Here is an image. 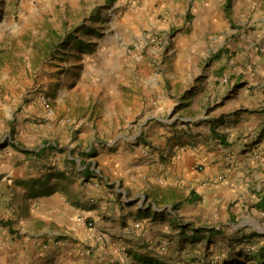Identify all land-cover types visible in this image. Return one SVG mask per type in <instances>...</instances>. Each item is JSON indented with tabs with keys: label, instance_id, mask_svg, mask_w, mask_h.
I'll list each match as a JSON object with an SVG mask.
<instances>
[{
	"label": "crops",
	"instance_id": "crops-1",
	"mask_svg": "<svg viewBox=\"0 0 264 264\" xmlns=\"http://www.w3.org/2000/svg\"><path fill=\"white\" fill-rule=\"evenodd\" d=\"M225 2L58 0L63 10H76L68 24L79 27L72 51L82 75L75 94L83 96L74 104L83 114L67 125L35 99L15 114L18 133L0 147V264L20 254L40 264H184L227 247L235 221L262 212L264 0H232L229 15ZM188 8L203 27L240 26L212 51L201 115L173 124L158 115L143 74L151 68L142 56L150 52L137 42L147 29L170 31L185 22L172 33L170 54L175 66L194 68L199 53L195 31H187L193 22L184 21ZM131 90L150 111L140 122ZM10 109L9 102L0 105L2 119H11ZM96 115L109 126L93 128ZM104 133L113 138L95 137Z\"/></svg>",
	"mask_w": 264,
	"mask_h": 264
},
{
	"label": "rangeland",
	"instance_id": "rangeland-1",
	"mask_svg": "<svg viewBox=\"0 0 264 264\" xmlns=\"http://www.w3.org/2000/svg\"><path fill=\"white\" fill-rule=\"evenodd\" d=\"M47 1L0 0V105L9 102L12 116L7 121L0 115V147L15 139L14 135L18 133L15 114L25 113L28 104L34 99L37 103L42 102L41 106L45 111L49 112V109H52L54 118V111L57 110L58 121L67 125H76L79 116L83 114L82 107L74 104L82 101L83 96V93L75 94L76 84L82 80V75L79 57L72 51L76 45L73 33L79 27H76L75 23L68 24V19H75L76 10L75 8L63 10L58 0L53 3ZM184 15V21L193 22L187 31L193 29L197 35L194 42L197 44L196 52L199 54H195L194 68L183 70L175 66L174 56L170 54L172 33L179 31L185 22L183 25H175L170 31L147 29L144 37L137 42L138 46L142 44L143 49L150 52L149 54L144 52L142 56L146 66L151 68L143 74L150 80L149 89L154 90L150 93L152 98H158V115L167 120L173 119V124H182L188 121L186 119L188 117L200 116L205 109L204 94L210 87L212 51L219 45V38L224 35L228 38L230 34L227 32L238 25L233 23L230 27L209 29L203 27L201 17L199 15L194 17L189 8ZM133 48L131 44L129 49ZM182 58L184 56L180 57V60ZM125 74L129 76L128 72ZM128 76L125 75L122 79L131 80ZM130 93L131 105L140 109L141 117L136 121L140 122L150 111L139 107L136 103L138 97H132L135 94L134 90ZM102 95L98 97L101 109L107 100ZM43 96L46 97L47 104L43 103ZM193 100L196 105L191 106ZM63 103L69 108L68 110L63 109ZM149 121L150 119L146 123ZM87 122H91L90 117ZM108 122L110 121L96 115L92 121L93 128L97 124L109 126ZM83 124L84 122H81L79 127ZM113 124L114 121L112 126ZM135 125L137 124L128 123L126 127L134 129ZM99 128L103 127L99 126ZM95 137L106 143L113 138V135L104 133ZM235 222L237 230L233 231L231 233L233 235L225 241L227 247H218L211 251V255L205 254L204 258L194 257L184 264H192L191 262L235 264L236 261L246 260L247 257L249 259L245 264H256L257 256L264 255V211L245 213ZM233 241L236 242L234 246H232ZM240 241L243 242L242 246ZM213 254H217L218 257ZM224 255H226L225 259L222 258ZM235 255L238 257H234ZM40 262L36 256L28 257L20 254L8 256L3 264H40Z\"/></svg>",
	"mask_w": 264,
	"mask_h": 264
},
{
	"label": "trees",
	"instance_id": "trees-1",
	"mask_svg": "<svg viewBox=\"0 0 264 264\" xmlns=\"http://www.w3.org/2000/svg\"><path fill=\"white\" fill-rule=\"evenodd\" d=\"M231 3H232V0H226V2L224 4L225 11H226V13L228 15L230 13ZM216 56H217V53H216V55H214V57H216ZM256 206H257L258 209L264 211V199H262L261 201H259ZM0 222H3V221H0ZM248 259H249V257L246 258V260H248ZM246 260L236 261L235 264H245ZM256 264H264V255L257 256V258H256Z\"/></svg>",
	"mask_w": 264,
	"mask_h": 264
},
{
	"label": "built area",
	"instance_id": "built-area-1",
	"mask_svg": "<svg viewBox=\"0 0 264 264\" xmlns=\"http://www.w3.org/2000/svg\"><path fill=\"white\" fill-rule=\"evenodd\" d=\"M42 101H43L44 104H47V99H46L45 96L42 97ZM90 165H91L92 169H94L98 173L99 176H102V174L100 173V169L98 168V166H97L95 161L91 160ZM105 180L109 181L108 179H105ZM116 184L118 185L119 182H117ZM81 220L85 223L86 226H88V227L92 226V222H90V221H88L86 219H83V218H81Z\"/></svg>",
	"mask_w": 264,
	"mask_h": 264
}]
</instances>
